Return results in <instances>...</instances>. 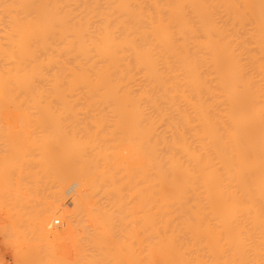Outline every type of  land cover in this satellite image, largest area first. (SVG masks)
I'll return each instance as SVG.
<instances>
[{
  "label": "bare ground",
  "instance_id": "obj_1",
  "mask_svg": "<svg viewBox=\"0 0 264 264\" xmlns=\"http://www.w3.org/2000/svg\"><path fill=\"white\" fill-rule=\"evenodd\" d=\"M3 93L41 117L44 176L79 179L80 217L54 186L12 218L53 237L31 259L264 264V0H0Z\"/></svg>",
  "mask_w": 264,
  "mask_h": 264
},
{
  "label": "rangeland",
  "instance_id": "obj_2",
  "mask_svg": "<svg viewBox=\"0 0 264 264\" xmlns=\"http://www.w3.org/2000/svg\"><path fill=\"white\" fill-rule=\"evenodd\" d=\"M18 98H21L22 100H24L23 96H19ZM21 105L22 107L23 106L25 107L26 109L25 111L19 110L20 105L17 99L15 98V96H8L6 93H3L0 95V232L2 231V233L0 234H2V236H5L3 238L0 235L1 244L3 240L5 241V244L3 243L2 245H0V253H2L0 255V264H14V262L15 264H27V262L28 264H36L35 262H37V264H44L43 262L46 261L44 260L45 259L44 257L46 256L43 253L38 254L39 251L40 252L42 250L44 251V248L42 247L38 248V246H41V244L38 245L37 247H35L36 244H33L34 247L31 244L37 240H39V243L43 242L45 238L43 237L44 239L40 241V239L37 238L38 235L36 236V234L34 233L33 235L32 234L30 235L32 237L28 236L29 233L27 234V232H29L28 230V228L30 227L29 225L33 226L32 222L30 223L29 221L31 219L30 217L31 215L29 216V214L34 213V216H35L36 214L35 212L41 210L43 207L42 205L45 204L43 200H45L46 198V201L47 200L51 201V197L54 199L53 196L55 195V193H53L52 191L55 192L56 190L59 189L60 191L64 192V196H65V197L63 196L64 197L63 199L64 209L67 212H72L77 217H80L83 212L81 211V207L74 201V198H76L77 196V190H79V185H78L79 179L74 174H69L63 179V182H60L59 184V182L55 181V178L53 180V177L49 175L50 173L45 174L44 176V173H47V172L45 171L43 172V169H42L43 167L41 168L40 167L41 165H39L41 161L40 160L41 158L40 145H41V139L43 138L42 134L44 133V132L42 133V129L40 126L41 117L34 109H28L25 102L24 103L21 102ZM62 158H61V161L63 160ZM40 168H41L42 173L40 172ZM18 171L21 173L20 175H18L19 173L17 174ZM43 177L44 178L47 177L45 179L46 180L48 179V180L47 181L44 180ZM18 178L20 179V182H18L19 180ZM56 182H57V185H56ZM58 184H59V187H58ZM49 185L51 188L48 187ZM40 187H41V191L43 190L42 193L38 191L40 190ZM47 187L50 190L46 189ZM52 187H54V189L56 190H54ZM45 189L48 191H45ZM36 197H40L43 203L41 200H39ZM36 199L39 200V202ZM92 204L93 203H91V205ZM40 205H41V208H40ZM19 209H21L20 210V212L22 211L21 213L19 212ZM13 210H17L16 213L15 211L12 213ZM10 211L12 214V215L10 214L11 218H9ZM17 212L19 213V215L20 214L22 215V213L24 214L22 216L20 215L24 219L23 220L21 218L22 219L21 224H19L20 222L18 223L17 221L18 219ZM27 217H30V219H27ZM12 218L15 219L14 221H17L18 225L24 226L23 228H26L25 226H29L27 227L28 231L26 230L25 232V229H24V233L26 234L23 233V236H22L24 240L26 239L25 240L26 242L24 241L23 243H21L23 240L21 241L20 239H16L17 234L14 233V230H13L14 228L12 229V223H11ZM32 218L34 217L32 216ZM54 219L55 221L53 222V224L55 225V227L59 228L60 230L66 229L68 227V223L66 219H63L60 217L59 218L54 217ZM9 223L11 224L9 225ZM50 237H51V240L47 241L46 240L47 238H46L44 241L52 242L53 241L52 235ZM15 239L19 242H16ZM14 241H15V244H13ZM30 241H31V244H30ZM47 242H43V243H47ZM26 243H29L28 245L29 247L27 246ZM19 244H22L23 246ZM24 244L26 247L24 246ZM48 244L49 243H47L46 245ZM51 244H53V242ZM9 245L11 246V248ZM30 245L35 249V250L33 249V253H31L32 249H30ZM4 246H5V249H4ZM51 246L52 245L47 246V247L50 248ZM21 248L23 251L21 250ZM27 248H29V250ZM45 249L48 250V248H45ZM4 250H6L4 253L1 252ZM49 250H48L49 252H52V254L50 255L54 256L53 249H49ZM35 251L36 252L38 251L37 253L38 256L36 255L37 257H34L33 259H31L32 258L31 254H34ZM48 251L45 254H48L49 253ZM15 254L18 258L15 256ZM53 256H51L52 260H50L48 256V262H46L47 264H49V262L51 264V262L53 261ZM35 258L37 260H35ZM54 258H56V256H54ZM22 261H24V263ZM53 264H56V263L54 262Z\"/></svg>",
  "mask_w": 264,
  "mask_h": 264
}]
</instances>
